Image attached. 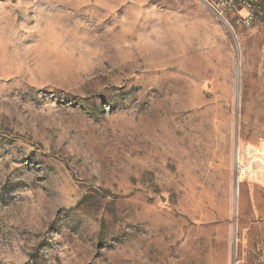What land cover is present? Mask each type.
Segmentation results:
<instances>
[{"label":"rangeland","instance_id":"1","mask_svg":"<svg viewBox=\"0 0 264 264\" xmlns=\"http://www.w3.org/2000/svg\"><path fill=\"white\" fill-rule=\"evenodd\" d=\"M231 25L0 0V264H264V24Z\"/></svg>","mask_w":264,"mask_h":264},{"label":"built area","instance_id":"2","mask_svg":"<svg viewBox=\"0 0 264 264\" xmlns=\"http://www.w3.org/2000/svg\"><path fill=\"white\" fill-rule=\"evenodd\" d=\"M214 14L223 19L225 25L231 28L232 25L251 26L257 17L260 23L264 24V12L255 9L251 0H200ZM229 15L230 21L224 16Z\"/></svg>","mask_w":264,"mask_h":264}]
</instances>
